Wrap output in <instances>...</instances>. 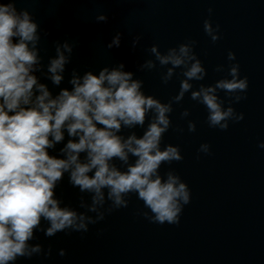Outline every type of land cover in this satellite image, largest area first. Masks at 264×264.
Listing matches in <instances>:
<instances>
[{"label": "clouds", "instance_id": "obj_1", "mask_svg": "<svg viewBox=\"0 0 264 264\" xmlns=\"http://www.w3.org/2000/svg\"><path fill=\"white\" fill-rule=\"evenodd\" d=\"M211 15L212 9L208 10ZM105 14L96 16L106 22ZM204 33L215 43L219 25L203 22ZM122 33L117 32L107 48H119ZM141 36L132 41L133 48ZM40 26L27 9L18 10L15 0L0 2V264H14L18 258L31 259L44 252L36 233L55 237L59 233H87L112 212L129 206L134 194L143 202L142 214L151 223L179 224L191 192L174 170L163 176L162 165L183 160L179 146L165 144L164 135L172 128L173 105L186 94L203 105L210 128L226 131L229 122L244 119L231 104L224 106L218 95L223 91L239 103L248 89L247 77L240 78V66L232 63L227 77L214 84L205 80L207 70L194 51L196 41L187 40L161 52L151 45L153 58L144 60L139 70L151 71L157 64L164 69L161 80L167 84L176 77L179 90L168 102L145 94L144 81L128 71L124 62L104 66L98 73L81 74L73 68L70 87H61L72 61L74 44L55 43V55L47 64L40 55ZM228 61H235L229 52ZM180 70L177 72V70ZM218 65L216 72H223ZM39 73L40 75H37ZM51 83L52 88L48 83ZM53 88L59 89L54 92ZM190 115L184 109L182 119ZM147 121V126L145 127ZM143 128L138 136L124 129ZM189 132L196 123L188 120ZM177 132L184 129L177 127ZM58 146H60L58 148ZM264 148V143L260 144ZM198 152L209 154L210 145ZM116 161H119V166ZM67 176L68 183L81 195L78 208L64 203L56 189ZM87 197V198H86ZM60 256L65 255L63 249Z\"/></svg>", "mask_w": 264, "mask_h": 264}, {"label": "water", "instance_id": "obj_2", "mask_svg": "<svg viewBox=\"0 0 264 264\" xmlns=\"http://www.w3.org/2000/svg\"><path fill=\"white\" fill-rule=\"evenodd\" d=\"M15 4L39 24L45 64L55 55L56 42L74 44L61 87H70L67 81L73 68L81 74L98 73L104 66L124 62L125 70L144 81L145 94L168 102L179 90V79L173 77L165 84L159 64L151 71H141L139 65L153 58L147 52L151 45L164 52L190 39L196 41L194 51L207 70L205 80L193 82L194 87L227 77L230 64L238 63L248 89L240 94L246 98L239 103L218 92L225 107L231 104L244 115L238 123L229 122L226 131L210 128L204 106L187 94L173 105V126L162 147L179 146L183 160L162 165L160 172L163 176L174 170L190 189L191 200L179 224L149 222L142 214L148 210L133 194L127 208L90 225L87 233L48 238L37 232L30 243L41 244L44 252L51 248V255L18 258L14 264H264V148L260 147L264 143V0H15ZM102 13L107 21L97 22ZM205 19L214 28L219 25L220 39L215 43L204 33ZM117 32L123 34L121 46L109 50L107 44ZM138 35L141 39L133 48ZM229 52L235 53V61H228ZM218 65L225 70L216 72ZM184 109L190 115L182 119ZM188 120L196 123L195 132L188 131ZM177 127L184 131L177 132ZM131 131L140 136L144 129H124L121 134ZM204 143L210 145L209 154L198 152ZM115 163L119 166V161ZM56 194L73 208L85 195L68 183L67 176ZM61 249L64 256L59 255Z\"/></svg>", "mask_w": 264, "mask_h": 264}]
</instances>
